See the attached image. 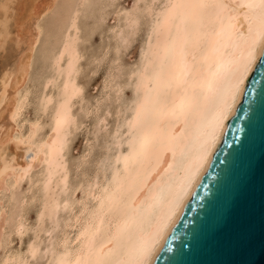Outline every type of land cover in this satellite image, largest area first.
Returning <instances> with one entry per match:
<instances>
[{"label": "bare ground", "instance_id": "obj_1", "mask_svg": "<svg viewBox=\"0 0 264 264\" xmlns=\"http://www.w3.org/2000/svg\"><path fill=\"white\" fill-rule=\"evenodd\" d=\"M25 1L24 4H28V7L25 6L28 8L25 12L27 16L22 15L18 19L11 13L14 11L16 14V8L13 7L15 1L0 0L1 52H5L6 49L11 51L12 46L16 48L20 45L25 46L12 56L11 69H6V66L1 64L3 68L1 67L0 72V105L5 104L3 111L6 112L8 118L6 119L10 124L13 123L14 127L11 126L10 133L3 131L5 134L0 137V142L5 136H12L15 133L16 139L21 141L19 147L25 148L24 153L32 151L31 157L36 158L35 161L30 158L27 163L32 164V170L35 167L41 168L39 184L41 204L37 218L40 213H43V218L40 226L36 225V232L33 231L34 238L30 243L32 247H28L23 254L5 251V255L0 257V264H5L6 261L9 264L11 262L30 264V260L38 257L41 250L39 234L50 232L49 228L46 229L47 225L59 227L57 212L71 206L69 199L64 197L62 199V194L66 195L68 190L64 151L67 136L75 123L74 102L79 99L82 92L76 78L77 65L80 61L77 48V18L79 6L85 0H67L72 5L64 18V25L59 34L62 39L47 56L49 71L42 82V91L38 99L42 114L50 108L48 133L38 136L40 127L36 121L34 124V121L27 122L32 124L29 127L22 122L21 124L28 130L24 127L23 130L27 132L24 134L23 131L21 132L22 126H18L17 119L28 98L26 95L29 96L26 90H24L26 95L22 94V88L27 79L31 52L41 32L38 21L56 3V0H43L40 7L36 8L34 4L36 0ZM249 3L258 5L259 0H161L159 6L158 3L156 4L158 6L156 9L155 6L153 7L155 9L153 17L151 16L152 19L149 20L144 44L142 43L141 46L145 55L141 56L140 64L131 75L134 80L131 89L133 99L127 104L126 110L123 109L121 121H118L109 138L107 137L105 155L98 160L89 182L85 181L87 184L82 191L84 198L80 199L82 200L80 209L64 220L66 221L64 229L68 228L72 235L69 236L70 232H64L62 236L56 237L44 246L43 254L48 255L47 264H130L140 259L145 249L153 260L178 217L181 206L190 197L208 165V159H202L203 146L213 133L217 108L226 95L231 74L247 59L250 46L256 56H259L261 51L264 40L259 34L260 25L257 18L259 9L242 7ZM174 5L176 7H173ZM219 5L228 7L221 8ZM170 13L182 16L183 23L180 24L181 32L175 45L173 46L169 41V48L174 47V62L163 61L166 66L162 69L161 59L153 57L150 53L148 35L152 26L159 22L162 33L160 47L163 48L164 38L167 35L165 21ZM130 18L127 19L132 26L137 18ZM25 24H29L34 33L29 32V27L25 28L28 32L25 31ZM250 26L251 31H249ZM171 32L173 35L176 34L175 26L172 27ZM152 44L154 48L157 45L155 34H152ZM182 47L184 55H181ZM161 55L163 56V52ZM221 58L223 62L218 68L217 61ZM46 71L44 70V73ZM217 71L219 76L213 77L212 73ZM250 73L251 71L246 81ZM209 81L212 83L211 92L208 91ZM194 83L197 90L203 85L208 97L206 100L201 98L198 109L190 107L193 103ZM7 87L12 91L9 97L6 94ZM49 87L50 91L46 92ZM240 98L241 94H237L235 108ZM229 104H232L231 99ZM223 130L219 127L215 128V143L209 157L220 143ZM12 148L11 153L10 150L0 149V190L4 193L7 191V194L11 193L8 197L10 202L7 198L9 202L7 204H11L12 208L16 209L21 199L15 197V187L30 172L24 175L19 171H12L13 168L26 166L23 162L25 159L22 158L23 151H21L23 161L13 162L12 158L18 152L15 151V145ZM107 163L108 172L104 170ZM193 170L196 171V178L189 182L187 177ZM17 177H20L19 182ZM2 200H0V238L5 226L11 222L13 229L21 235V232H25L28 220L26 224L24 221L27 213L24 220L21 210L16 211L17 213L13 210L9 211L5 199ZM16 232L14 233L17 235Z\"/></svg>", "mask_w": 264, "mask_h": 264}, {"label": "rangeland", "instance_id": "obj_2", "mask_svg": "<svg viewBox=\"0 0 264 264\" xmlns=\"http://www.w3.org/2000/svg\"><path fill=\"white\" fill-rule=\"evenodd\" d=\"M14 1L18 5L17 6L16 4H13L14 9L16 8L15 9L16 14L14 11L11 12L13 15L16 16L15 18L19 19V17H22V15H24V17L27 16L25 12L26 9L28 8H25V6H27L28 4L26 5L24 4L26 3V1L25 2L24 0L21 1L14 0ZM42 1L43 0H36L34 2V4H36L35 7L36 8L37 6L40 7ZM151 1H155L156 3ZM160 2L161 0H159V2L158 0H85L82 3L83 6L82 5L79 6V14L77 18V26H78L77 48L80 55V59H79L80 61H78V65H77L78 73L76 78L82 92L80 93L79 99H76L74 102L73 116L75 123L72 126L73 128L70 129V132L67 136V143L64 151L65 165L67 168L68 190L66 191L67 193L65 192L66 195L62 194V199L63 197L69 199L71 206H69V208L66 207L62 210H59V213L57 212L56 218L59 220L58 221L59 227H54V226L52 227V225H47L46 229L49 228L48 231L50 230V232L49 233L43 232L39 234V242H41V246H40L41 250L38 254V257L36 256L35 259L30 260L31 262L30 264H47L48 255L44 256L43 254L44 246L47 245L50 241H53L56 237L62 236L64 232L67 233L70 232L68 228L64 229V223L66 222V221L64 222V220H66V218L68 219V217L70 218V216H72L78 211L77 209H80L81 201L84 198V195H82V191L85 189L84 187L89 182V178H91L92 173L95 171L98 160H100V158L105 155L106 139L107 137L109 138V134L112 133V131L115 129L116 125L118 124V121L119 122L121 121V118L124 114V110H126L127 108L126 107L127 104H129L133 99V90L131 89H133L134 80L133 78H131V75L140 64L141 46L144 44L143 40L145 37V31L146 28H148V24L150 23L149 20H151L153 17V13H154L153 11L156 9L157 5L159 6ZM133 3H137L139 7L135 11H129ZM71 5L72 3L69 4L67 0H56L55 5L48 12H46L38 21V25H39L38 27L41 32L38 37L37 43L35 44L31 52L30 65L28 69V74L26 76L27 79H25L27 82L26 81L24 82L22 88V94L25 93L24 90H26L27 91L26 93H29V96H27L26 93L24 94L26 95V97H28L25 100L26 102H24L23 107L25 109L23 108L24 111L22 109L23 112L21 111L20 113V116L21 115L22 116L21 117L19 116L17 119L18 126H22L21 132L23 131V134L27 132L26 130L25 131L23 130L24 127L26 129L27 127L32 125L29 123L33 121H34L33 124L35 123V121L36 123L39 124L40 129L37 134L38 136L41 137L48 133L50 108H48L43 113L44 114L43 115L40 112L38 99H40V93L42 91L41 89L43 86L42 82H44L45 76L49 71L47 56L49 55L50 50H52V48H55L62 39V37L59 34L64 25V18L67 16L66 14H68ZM147 10L151 12L149 13ZM100 12L103 13L101 14ZM126 14L129 18L131 16L137 18V20L135 19L137 26L136 23L134 25L132 24L131 26V24L128 21L129 19H127L128 17H126ZM146 14H148L149 16L148 15L145 16ZM24 20L26 19L24 18ZM27 27H29V24L24 25V29ZM12 29L13 28H11V30ZM29 30H30L29 32L34 33L30 27ZM25 31L27 30L25 29ZM116 36L118 37L116 38ZM116 39H118L119 41H116ZM13 47L14 46H12V48L10 49L11 51L6 49L5 52L4 51L1 52L0 50V72L3 68L2 66H6V69L12 68L11 65L13 61L12 56H14L16 53H19L20 52L19 49L21 50L25 46L20 45L19 48L14 47V49ZM5 55H7V57H4ZM8 56L10 58H8ZM4 61L7 62L5 63ZM44 70L47 71L44 73ZM108 77L109 78L111 77V79H109ZM9 89L10 87H7V92L10 94L9 95L6 92L8 97L11 96V92H12ZM50 89L51 88L49 87V89L46 92L50 91ZM4 105H5L4 103L0 105V126L3 125L0 128V137L4 136L5 131H8L10 133L11 131L10 128L14 127L12 126L14 124L13 123L10 124L9 121L7 120L8 118L6 112L3 111L5 108ZM23 119L26 121L24 122ZM22 122L24 124H27L26 125L27 127L25 125L23 126ZM46 122L48 125L46 124ZM44 123L46 124V126ZM3 127L5 130H3ZM12 136H14V138H17V135L15 133L12 134ZM12 147L8 149V151L10 150L9 151L10 153L11 150H13ZM24 150H25L24 146H20V151L15 150L16 152H18L16 153V156L17 155L18 156L17 157L15 156V158H17L16 160L23 161V159H25L26 152H27V161L33 158L31 157L33 155L32 151H26L24 153ZM21 151H23V157H22L23 159L21 158V153H22ZM12 152L14 153V151ZM23 162H25V160ZM107 166H109L108 163L106 164V168L104 169L106 172H108ZM40 179H41V168L35 167L33 170L30 171L29 175L25 176L23 180L19 182L20 184H18L15 187L14 190L15 197L21 199V201H19L20 205L19 204L16 205L15 207L16 209L12 208L11 204L9 205L7 204L10 202V198L8 197H10L11 193L8 192L7 194L6 191L5 194L3 190H2L3 192H1L0 190V195L2 193L4 194L0 196V200L5 199V202L7 204L6 206L8 207L9 211L13 210L15 212L16 211L18 212L19 210H21L24 220L27 217L26 220L24 221V224L27 223L25 225L26 228L24 229L25 232H21V235L13 229L12 222L6 225L5 228L3 229L4 233H2L1 236L2 238H0L1 258L5 255L7 251H8L7 253L9 252H13V253L16 252L19 254L25 253L27 248L29 247V244L33 241L34 233L36 232L35 229L37 225L36 224L37 213L39 211L41 204V199L39 195ZM3 196H5V198H3ZM7 198L9 199V202ZM8 209H7V213H8ZM26 213L27 215L25 217ZM53 230L55 231V233ZM14 232H16L17 235ZM23 233L25 234L22 235ZM19 235L20 238H18ZM71 235L72 233L70 232L69 236ZM19 239L21 240L19 241Z\"/></svg>", "mask_w": 264, "mask_h": 264}, {"label": "water", "instance_id": "obj_3", "mask_svg": "<svg viewBox=\"0 0 264 264\" xmlns=\"http://www.w3.org/2000/svg\"><path fill=\"white\" fill-rule=\"evenodd\" d=\"M246 85L235 112L226 123L220 143L190 197L181 206L153 264H234L239 259L216 250L209 238L215 217L238 175L250 162L255 164L258 172L264 158V70L259 66L253 68ZM259 208L257 187V222ZM245 259L251 264H264V251L257 243Z\"/></svg>", "mask_w": 264, "mask_h": 264}, {"label": "snow or ice", "instance_id": "obj_4", "mask_svg": "<svg viewBox=\"0 0 264 264\" xmlns=\"http://www.w3.org/2000/svg\"><path fill=\"white\" fill-rule=\"evenodd\" d=\"M139 5L133 3L129 11H135ZM173 7H176L175 5ZM221 8H227V5H219ZM242 7L248 8H258L257 18L260 25V36L264 40V0H259V4H245ZM183 23V17L177 16L175 14H168L166 17V31L167 35L164 38V46L160 47V37L161 31L159 22L157 25L152 26V30L148 35V48L153 57L161 59V68L163 69L166 65L163 61L174 62V47L169 48V41L175 45L176 40L179 38L181 28L180 24ZM175 26L177 32L175 35L172 34L171 29ZM186 31V30H185ZM251 31V26L249 27ZM152 34L157 36V45L154 48L152 44ZM185 43L187 41L185 40ZM163 52V56L161 53ZM145 55L144 49H141V56ZM181 55H184L183 47L181 48ZM195 58V57H194ZM264 42L261 44V51L259 56H256L252 47L250 46L249 55L242 65L237 66L235 71L231 74L229 79V85L224 96L222 103L218 106L216 112V121L213 129L212 135L205 142L203 146L202 159H208L210 162L209 153L212 151V146L215 143V128L219 127L222 130L226 127V122L229 120L231 113L235 112V103L237 94H243L246 88V78L248 73L253 70V68L259 66L261 70H264ZM151 62V61H150ZM223 62L222 58L217 61V66L219 68L220 64ZM188 72L185 73L187 75ZM213 77H218L219 72L212 73ZM208 91H212V83L208 82ZM207 99V95L203 90V85L200 86L199 90L193 84L192 91V101L190 105L193 109H198L200 107V100ZM229 99H231L232 104H229ZM15 119V116H13ZM21 141L12 137L5 136L0 142V149L8 150L13 145L16 146V151H20ZM242 141L240 144L242 145ZM239 150V148H238ZM13 162L16 158L13 157ZM33 157V161H35ZM25 163L26 166L20 168H13V172L19 171L20 173L27 175L32 170V164L27 163V152L25 153ZM171 167V165H169ZM7 171V165L5 166ZM196 178V171H190L187 179L189 182ZM20 177H17L19 182ZM14 187V186H13ZM257 187L259 188V221L257 222ZM43 218V213H40L37 218V226H40V221ZM210 244L218 251L226 252L231 255L239 257L234 264H251V262L245 259L255 248L257 243L259 244L262 251H264V158L261 159L259 165V171L255 164L249 163L247 167L238 175L236 178L229 196L223 202L218 214L212 225L211 235L209 238ZM32 245H29L31 248ZM9 264V262H5ZM11 264H16V262H11ZM27 264V262H25ZM130 264H153L152 258L148 255V250L145 249L140 259L130 262Z\"/></svg>", "mask_w": 264, "mask_h": 264}]
</instances>
